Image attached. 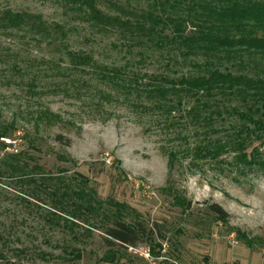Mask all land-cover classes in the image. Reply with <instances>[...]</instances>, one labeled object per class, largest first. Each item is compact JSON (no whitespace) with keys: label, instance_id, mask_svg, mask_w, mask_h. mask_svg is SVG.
I'll return each instance as SVG.
<instances>
[{"label":"rangeland","instance_id":"1","mask_svg":"<svg viewBox=\"0 0 264 264\" xmlns=\"http://www.w3.org/2000/svg\"><path fill=\"white\" fill-rule=\"evenodd\" d=\"M100 7L116 14L107 0ZM6 10L69 27L70 51L120 78L136 73L138 84L74 67L38 31L0 28V131L10 129L0 140L10 144H0V264H264V169L255 159L264 144L207 151L237 141L240 121L209 109L196 119L192 100H163L152 91L158 53L137 63L118 33L92 31L60 0H0ZM115 219L153 236L110 248L104 232Z\"/></svg>","mask_w":264,"mask_h":264},{"label":"trees","instance_id":"2","mask_svg":"<svg viewBox=\"0 0 264 264\" xmlns=\"http://www.w3.org/2000/svg\"><path fill=\"white\" fill-rule=\"evenodd\" d=\"M60 1L92 31L118 33L123 49L138 52L137 63L151 62L158 53L156 63L162 72L152 91L163 100H177L181 105L192 100L195 104L189 115L195 114L196 119L209 109L210 118L225 113L240 121L235 130L237 141L211 143L205 148L207 151L218 154L231 151L232 147L247 150L253 140L264 144V0H149L147 5L137 6L107 0L115 15L100 7L102 0ZM40 20L28 12H0V28H27L49 36L66 50L74 67H93L114 85L133 80L138 84L136 73L126 80L119 77V71L101 70L93 56L70 51L65 44L72 31L69 27ZM174 69L175 76L170 74ZM9 130L0 131V140L8 139L5 137L10 136ZM0 144L10 145L4 141ZM255 152L257 148L253 149ZM255 159L261 160L264 169V159L259 155ZM209 209L220 220L229 217L218 204ZM104 233L110 248L134 247L143 237L153 236L143 224L129 225L119 219Z\"/></svg>","mask_w":264,"mask_h":264},{"label":"built area","instance_id":"3","mask_svg":"<svg viewBox=\"0 0 264 264\" xmlns=\"http://www.w3.org/2000/svg\"><path fill=\"white\" fill-rule=\"evenodd\" d=\"M262 255H263V259H264V250H263V252H262Z\"/></svg>","mask_w":264,"mask_h":264}]
</instances>
